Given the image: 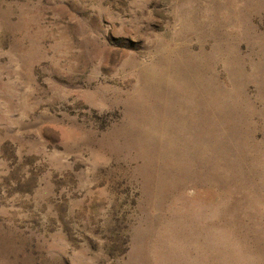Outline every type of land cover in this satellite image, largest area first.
<instances>
[{"label": "rangeland", "instance_id": "rangeland-1", "mask_svg": "<svg viewBox=\"0 0 264 264\" xmlns=\"http://www.w3.org/2000/svg\"><path fill=\"white\" fill-rule=\"evenodd\" d=\"M0 264H264V0H0Z\"/></svg>", "mask_w": 264, "mask_h": 264}]
</instances>
